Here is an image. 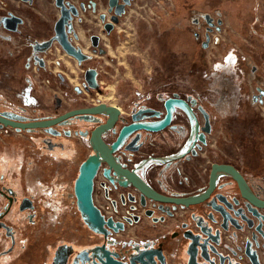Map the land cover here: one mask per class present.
Wrapping results in <instances>:
<instances>
[{
	"label": "flooded vegetation",
	"instance_id": "obj_1",
	"mask_svg": "<svg viewBox=\"0 0 264 264\" xmlns=\"http://www.w3.org/2000/svg\"><path fill=\"white\" fill-rule=\"evenodd\" d=\"M40 1L46 8L51 2L6 0L5 13L0 14V41L3 44L15 42L19 46L17 55L21 52L19 59L28 71L39 69L40 74L34 75L37 78L29 76L30 80L46 81L57 76L60 82H65V78L70 81L60 69L62 65L66 67L65 62L54 60L52 56L61 51L74 61L78 60L58 41L46 44L55 34L60 7L52 0L57 13L45 11L47 20H44L37 8ZM67 1L80 10V14L73 17L69 38L90 57L78 62L86 65L80 74L83 87L70 98L73 104L64 112L100 103L86 98L87 95L95 96L90 92L96 89L85 86L84 74L88 68H95L99 84V68L86 63L94 61L96 54L93 53L108 51L101 34L90 29L85 41L92 54L86 53L76 21L83 22L81 12H98V16L104 13L106 21L112 14L108 10V0L105 11L99 9L100 0ZM125 13L110 33L104 29L106 21L99 17L101 31L111 40ZM13 15L21 21L10 30L4 26V19ZM1 30L11 33L10 36H2ZM94 34L100 37L97 47L91 42ZM44 71L50 74L42 75ZM97 90H102L100 84ZM255 96L253 94V98ZM168 98L183 99L191 108L174 104L170 123L159 131L134 129L126 133L112 151L114 163L98 155L93 203L104 221L110 219L123 224V229L118 231L105 224L107 235L94 231L82 217L75 182L81 164L96 154L90 142L91 131L107 122L110 113L69 118L53 126L60 134L44 129L56 139L76 135L83 140L80 145L74 139L51 142L41 135L44 142H38L34 156L24 142L18 144L15 152L12 143L0 142V264H264V206H257L245 198L238 182L226 172H219L210 186L214 164L234 166L253 193L264 200V142H247L246 152L241 155L232 154V142H203L200 135L206 125V113L210 122L211 117L198 97L189 99L174 93L161 98L152 92L128 95L121 104L105 102L116 107L118 113L112 126L103 131L102 139L111 148L122 127L163 119ZM9 111L5 97L0 95V112ZM58 150L67 152L61 156L62 162L55 160L60 158ZM28 158L39 160L36 197L28 187V175L35 166ZM120 170H127L135 181L172 200H159L144 194L130 177H122ZM123 180L127 185L121 184ZM201 195H205L202 200L189 204L175 200ZM53 226L57 228L54 230Z\"/></svg>",
	"mask_w": 264,
	"mask_h": 264
},
{
	"label": "rangeland",
	"instance_id": "obj_2",
	"mask_svg": "<svg viewBox=\"0 0 264 264\" xmlns=\"http://www.w3.org/2000/svg\"><path fill=\"white\" fill-rule=\"evenodd\" d=\"M5 2L0 0V14L5 13ZM51 2L46 12L56 14ZM99 9H107V0H100ZM97 13L93 17L86 14V23L101 34L108 51L93 53L94 61L86 63L99 68L102 88L90 92L95 96L87 99L121 104L128 95L150 92L161 98L174 93L189 99L198 97L211 117L207 142H264V26L255 24L258 29L252 42L246 31L252 18L253 23H264V0H192L189 5L177 0H133L112 40L101 31ZM86 41L83 49L92 54ZM248 42L250 45L239 46ZM13 43L0 41V95L5 97L9 112L29 120L53 117L69 109L73 104L70 98L83 87L80 74L86 65L57 51L52 58L65 62L66 67L60 65V69L71 80L60 82L57 76L30 80L40 71L24 67L21 52L17 55L19 46ZM6 135L23 140L52 136L44 129L0 128V139ZM69 139L79 145L83 142L76 135ZM59 140L69 142L64 137ZM24 143L35 156L38 142ZM58 151L60 158L55 160L62 162L61 156L67 152Z\"/></svg>",
	"mask_w": 264,
	"mask_h": 264
},
{
	"label": "water",
	"instance_id": "obj_3",
	"mask_svg": "<svg viewBox=\"0 0 264 264\" xmlns=\"http://www.w3.org/2000/svg\"><path fill=\"white\" fill-rule=\"evenodd\" d=\"M56 6L60 7V17L57 19L54 25V36L49 39L47 45L50 44L53 40L58 41L61 47L69 54L74 56L78 62H83L90 56L85 54L80 48L76 47L71 39L69 38V32L72 31V20L74 16H78L80 14L79 8L71 3L70 1L65 2V0H54ZM133 0H108V10L112 12L109 20L106 21V16L104 13L100 14V18L102 21H106L104 23V29L110 33L114 27V24L118 23L119 17L122 16L126 7L132 4ZM82 9H85L84 4H81ZM95 7V3H94ZM20 18L13 15L10 18L4 19V26L10 30H14L18 22H20ZM100 37L96 34L91 36V42L94 47L99 45ZM97 71L95 68H88L85 71V86L88 89H97L98 81H97ZM174 104L182 105L190 110L191 106L183 99L178 98H168L165 101V108L167 110L166 115L163 119H160L155 122H134L127 126L121 128L120 133L117 139L113 142L111 148L104 142L102 139V133L104 130L110 128L114 122V118L118 113V110L114 106H108L105 102H100L96 105L82 107V108H74L68 110L64 113L59 114L56 117H47L40 119H29L26 117H19L15 113L11 112H0V126H9L15 128L16 130H27L31 131L34 129H47L49 132L53 134H60L59 131H54L53 126L57 124H61L69 118L79 116L85 117L87 115H95V114H111V117L107 120V122L96 126L90 135V142L93 145L96 154L89 156L80 166V172L75 182V194L77 197V204L79 211L81 212L82 217L96 232H103L104 234H108L107 228H105V224L109 228L114 231H118L123 229V224L121 223H113L110 219L104 221L102 214L99 209L94 205L92 200V187H93V177L97 170L99 164L98 155H102L104 158L110 160L111 163H114V159L112 156V151L118 147L124 135L131 130L134 129H145L148 131H159L165 128L171 120V108ZM210 128V120L206 113V125L203 129L202 134L200 135V139L203 142H207L206 134L209 133ZM67 134H70L68 131ZM119 168V167H118ZM219 172H226L231 174L233 178L238 182V185L241 189V192L245 198L250 200L253 204L257 206H264V200H260L251 190L250 186L246 182L245 178L242 174L234 167L224 164H214L212 166V170L210 173V186L213 185L215 178ZM122 177H130V179L134 182L136 186H138L144 194L149 195L152 198L159 200H172L167 197H162L157 195L155 192L146 187L143 183H139L135 181L127 170H120ZM121 184L127 185V181H121ZM205 195H201L198 197H190L188 199H175L176 201L184 204H189L192 202L200 201L204 198Z\"/></svg>",
	"mask_w": 264,
	"mask_h": 264
},
{
	"label": "crops",
	"instance_id": "obj_4",
	"mask_svg": "<svg viewBox=\"0 0 264 264\" xmlns=\"http://www.w3.org/2000/svg\"><path fill=\"white\" fill-rule=\"evenodd\" d=\"M177 1H179V3H182V4H185V5H189L190 3H191V1L192 0H177ZM38 6L39 7H37L38 8V10H39V12L42 14V17H43V19L45 20H47V17H46V13H45V11H46V7H45V4H44V2H39L38 3ZM103 11H105V10H103ZM199 11V10H198ZM89 15L90 17H93V16H95V14H94V12L93 11H89V12H87V13H85V12H81V17H80V19L83 21L82 23H80V22H78V21H76V28H77V33H78V35H79V37L81 38V40H86L87 39V37H88V30H90V29H92L91 27L92 26H90V25H88L89 23L87 22V21H89V20H87L86 18H85V15ZM203 14H205L204 12H202V14H201V16L203 15ZM259 18H260V16H259ZM255 19H257V18H255ZM261 20H262V18H261ZM253 21H254V18H252L251 19V24H250V27L248 28V29H246V31H247V35L249 36V38H251V42H252V40H253V36H254V32L256 31V29H258L256 26H255V24L256 23H259V24H262V26H264V23H262L261 21H256L255 23H253ZM88 24H87V23ZM252 25V26H251ZM82 26V29H79V27H81ZM263 29H264V27H263ZM262 30V29H261ZM250 34V35H249ZM264 36V35H263ZM250 45V43L248 42L247 44H241V45H239V46H242V45ZM238 45V44H237ZM237 45H236V47H237ZM251 46H252V43H251ZM242 48V47H241ZM244 49H245V47H243ZM251 64H249V66L251 65L252 66V70L254 71L255 70V66L256 65H253V63L252 62H250ZM256 71V70H255ZM35 134V133H34ZM46 137V139H50L51 140V142L52 141H60L59 139H56V138H53L52 136H45ZM34 139V138H33ZM31 139V138H28V139H26V140H23V139H20V138H16V137H14V136H8V137H4V138H1L0 139V142H10V143H12V145H13V149H14V147H16V146H18V142H34V140H35V142H44L41 138H38V139ZM64 139H67V138H64ZM68 140H70L69 138H68ZM61 142V141H60ZM81 142V141H80ZM232 146H233V149L232 150H234L233 152H232V154H239V155H241V154H244L245 152H246V146H247V142H232ZM258 154H263V152H258ZM29 159L30 158H28V161H29ZM31 160V162H32V160L33 159H30ZM38 160V159H37ZM39 163V160L38 161H36L35 159L33 160V164L35 165L34 167H33V169H32V171H31V173H30V175H28V182H29V185H28V187H29V191L30 192H32V194L36 197L37 196V194L39 193V191H38V189H36V187H37V184H38V170H39V168L37 167V164ZM55 220H58V219H55ZM55 224H56V222H55Z\"/></svg>",
	"mask_w": 264,
	"mask_h": 264
},
{
	"label": "built area",
	"instance_id": "obj_5",
	"mask_svg": "<svg viewBox=\"0 0 264 264\" xmlns=\"http://www.w3.org/2000/svg\"><path fill=\"white\" fill-rule=\"evenodd\" d=\"M121 22V21H120ZM37 76V75H36ZM35 77V76H34ZM35 78H37V77H35ZM36 80V79H35ZM87 96H89V95H87ZM91 99H94V98H91Z\"/></svg>",
	"mask_w": 264,
	"mask_h": 264
}]
</instances>
